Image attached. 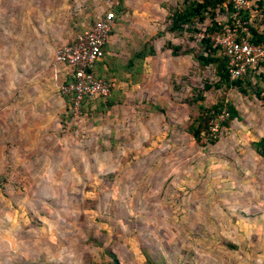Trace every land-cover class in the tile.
I'll list each match as a JSON object with an SVG mask.
<instances>
[{"label": "rangeland", "instance_id": "374dc122", "mask_svg": "<svg viewBox=\"0 0 264 264\" xmlns=\"http://www.w3.org/2000/svg\"><path fill=\"white\" fill-rule=\"evenodd\" d=\"M44 1L0 0V244L11 262L111 264L113 255L118 264H133L146 255L164 264H264V157L251 145L264 138L261 102L222 85L202 91L218 84L215 65L199 68L188 54L189 72L155 73L158 83L142 97L114 87L130 77L100 68L111 96L67 118L60 91L66 69L54 54L74 27L27 15ZM87 1L96 14L113 12L119 1L126 8L117 20L126 58L139 29L143 44L167 40L196 51L210 27L206 19L183 40L162 33L161 2L172 7L182 0L49 2L76 9ZM221 6L218 25L227 20ZM251 8L260 26L264 0H252ZM250 83L264 91V65ZM196 95L202 102L191 104ZM42 96L47 111L36 120L29 98ZM198 104L236 112L213 144L187 133L199 122Z\"/></svg>", "mask_w": 264, "mask_h": 264}, {"label": "trees", "instance_id": "16d2710c", "mask_svg": "<svg viewBox=\"0 0 264 264\" xmlns=\"http://www.w3.org/2000/svg\"><path fill=\"white\" fill-rule=\"evenodd\" d=\"M178 3V2H177ZM225 5L224 8H220L221 10H225L227 14V20L224 24H228L231 27H233L232 23V15L234 14V9L232 7L231 0H182L181 3L174 4V6L169 7L167 3L161 2L160 7L162 9L167 10V17H166V24L165 29L162 33L164 34H170L175 38L182 39L185 38V34L188 32H195L196 24H202L206 19H209L210 27L207 28V34H210L212 32L218 31L221 25L223 24H216L214 21L215 17V11L218 9V6ZM90 2H86L83 9V16H85V20L83 21L82 16L76 15L72 17L70 25H73L74 27V35L77 33H80L84 30L85 25H90L96 20V13L94 12V8H91ZM222 7V6H221ZM256 7L258 11H262V2H256ZM254 9V8H252ZM126 8L121 4V1L118 2L117 6L113 7V14L114 23L118 19V14L122 13ZM239 18L242 20H248L250 15L249 12L240 13ZM257 18H252L250 21V24L248 26V37L247 40L252 43L256 44L260 42L264 37V32L257 33L258 30V23H256ZM263 21V20H262ZM83 23V24H82ZM236 33H238V30H234ZM160 35V34H158ZM72 36V37H73ZM205 36V35H204ZM71 40V39H70ZM69 40V41H70ZM161 51L169 50L171 56H181V55H188L193 54V60L196 62L197 66L200 68H204L207 65L213 64L216 68V73L218 77V84L216 85H204L202 91L209 90L210 88H219L221 85L225 88H233L235 89L239 94L245 96L248 92H252V95L261 102V104L264 106V91H261L260 89L253 88L252 84L250 83V79L254 77L256 73H252L249 70L246 72V74L241 79L236 80H229L228 78V69L226 65L225 58L218 53V48H214L210 45L207 38L202 37L198 44V49L196 51H193L189 48H184V46L179 45H173L170 41L163 42V45L161 46ZM215 53H218V57L215 55ZM103 48L100 51V58L103 57ZM154 55L152 43L148 42L142 45H137L134 47L133 52L131 53V56H129L124 63L123 66H120V68H116L118 71L113 73H121L123 76L126 74L128 78L130 77L131 82L134 79V71L135 67L139 62L143 61L144 58L150 57ZM99 62V63H98ZM104 63H106L104 61ZM264 65V60L259 64L260 66ZM102 66V62L97 61L94 64V73L96 77L102 78L105 81L109 83L110 88H112V85L109 82L108 78L101 77V75L98 74V71L100 70ZM124 70V74L121 72ZM112 74V73H111ZM106 76H108V73H105ZM138 75V74H137ZM125 77V76H124ZM129 79H124L123 81H127ZM68 79L64 81V83H67ZM112 91V90H111ZM110 95L103 99L95 100L97 101H105L108 100ZM62 97L65 99V102L67 104V110L69 105V99L68 97L62 95ZM95 101H88L85 100L81 104V114H83L85 107L89 106L91 102ZM199 101L202 102V98L199 96H195L191 99V104H196ZM98 103V102H97ZM184 103V102H183ZM186 104H189V102H185ZM112 104H107V106H111ZM198 109V119L199 122L197 126L193 127L190 125L187 128V133L193 138L194 141H198L200 137H204L208 134V128H209V119L211 117V113H219L222 108L219 106H211L210 108H205L202 104L197 105ZM223 111V110H222ZM226 113L225 119L219 124V129L223 126H226L228 122L233 120L236 117V112L233 108L228 107L227 109H224ZM67 118L70 117L69 112H67ZM219 131V130H218ZM214 138V137H213ZM206 141L209 144H213L216 140L212 139L211 137H206ZM253 150L260 156L264 157V138H261L257 142H254L251 144ZM143 258L145 259L144 264H164V263H156L152 261L148 256L143 255ZM111 264H118L116 258L112 255L111 256Z\"/></svg>", "mask_w": 264, "mask_h": 264}, {"label": "built area", "instance_id": "2783aa9c", "mask_svg": "<svg viewBox=\"0 0 264 264\" xmlns=\"http://www.w3.org/2000/svg\"><path fill=\"white\" fill-rule=\"evenodd\" d=\"M231 3L234 9L231 17L233 27L223 24L218 31L200 37L207 38L212 47L218 48L226 60L229 80H236L241 79L248 70L252 73L259 70V64L264 60V37L256 44L247 40L248 26L256 11L251 12L248 0H231ZM247 11L251 18L240 19L238 15ZM113 18L110 10L98 12L92 24L83 26L82 32L62 44L54 54V62L66 69L65 80L68 79V82L63 81L60 91L69 99L68 111L72 119L81 116L83 101H95L110 95L109 83L96 77L94 64L99 61L100 51L108 41L114 26ZM261 23L257 33L264 32V19ZM234 30H238V33ZM225 117L224 111L211 113L208 134L203 137L205 140L206 137L215 136Z\"/></svg>", "mask_w": 264, "mask_h": 264}, {"label": "crops", "instance_id": "0c3cea01", "mask_svg": "<svg viewBox=\"0 0 264 264\" xmlns=\"http://www.w3.org/2000/svg\"><path fill=\"white\" fill-rule=\"evenodd\" d=\"M46 1H44L43 4L41 3L37 7L36 10L31 11V13L28 12L27 15L30 14L32 17H36L40 23L42 24L46 23L48 25L58 24L61 26H68L71 23L72 17L76 15L82 16L83 21L85 20V16H83L84 8L75 9L73 8V4L68 5L62 2H59L57 4L56 3L52 4L51 6L49 2L51 0L47 2ZM248 2L251 5L252 0H248ZM70 6H72L71 10L69 9ZM157 9H159L158 4H157ZM250 9H251V12L254 11V9H252L251 7ZM94 11L97 12L96 9ZM117 20L114 23V26L110 32L107 43L103 46V54H102L103 57L100 58V62H102L101 68L103 70V73H108V75L113 72H117L118 70L116 68H120V66L124 65V63L127 60L126 56L128 55V49L126 46V35L125 33H122V34L119 33L118 31L119 23L117 22ZM138 21L140 23L144 21V18L140 17ZM140 31L141 30L139 29L138 34H137L138 40H137V44L135 45V47L137 45H142V43L147 41L144 38V34H142ZM60 35H61L60 38H63V39L65 38L64 31H61ZM40 39L44 40V37L40 36ZM155 42L156 41H153L152 43L154 55L144 58L143 61L139 62V64L136 65L135 71H134V79L135 78L136 79L133 80L132 82L130 79L127 81H120L116 85H114V87H116L117 89L119 88L122 89L124 91L123 92L124 94H127L131 90L133 92L134 97H142L144 96L143 91L144 92L149 91L152 93L155 84L158 83V82H154L155 73L157 74L160 71H164V73H169L168 75H172L175 73L174 75L178 77L179 76L182 77L186 72H189V64L187 60L188 55H181V56H175V57L171 56L169 50L161 51L160 50L161 45L160 44L158 45ZM104 61L106 63H104ZM121 72L122 73L124 72L122 68H121ZM124 75L125 77L127 76L126 74ZM156 87L158 88V86ZM29 101L31 102L30 103L31 105H36V107L32 108L31 110V114L33 118H35L36 120H40L41 116L46 114L44 113L45 110L47 111L45 107V102L47 101L46 97L42 96L38 98H29ZM37 125H38L37 129H40L41 123L39 121L37 122ZM5 249H7V246L0 244V264H13L10 258H8L7 256L10 254H8V251H4ZM144 261H145L144 258H135L133 260V264H144ZM169 264H174V262L171 261L169 262ZM176 264H182V263L177 262Z\"/></svg>", "mask_w": 264, "mask_h": 264}]
</instances>
